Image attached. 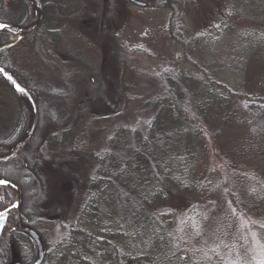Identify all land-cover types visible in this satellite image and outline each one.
Wrapping results in <instances>:
<instances>
[{"label": "rangeland", "instance_id": "obj_1", "mask_svg": "<svg viewBox=\"0 0 264 264\" xmlns=\"http://www.w3.org/2000/svg\"><path fill=\"white\" fill-rule=\"evenodd\" d=\"M22 1L12 0L0 22L23 25L29 9ZM43 1L49 8L42 26L2 51L0 65L39 91L40 129L27 156L39 184L34 215L48 221L44 232L54 244L63 238L59 221L80 220L91 200L97 158L115 132L148 126L154 113L145 103L160 91L163 74L191 68L167 31L171 11L157 0ZM256 3L179 1L193 59L244 97L213 107L201 102L223 108L218 118H204L207 148L192 173L195 184L202 176L209 181V203L194 210L172 197L177 218L164 236L136 246L128 232L119 243L126 252H149L158 236L191 250L199 264H264V15ZM25 120L23 103L1 82L0 141H14Z\"/></svg>", "mask_w": 264, "mask_h": 264}, {"label": "trees", "instance_id": "obj_2", "mask_svg": "<svg viewBox=\"0 0 264 264\" xmlns=\"http://www.w3.org/2000/svg\"><path fill=\"white\" fill-rule=\"evenodd\" d=\"M179 1L157 0V4L171 11L167 31L181 47L183 60L191 70L163 74L160 91L156 90L145 103L144 109L154 113L148 126L120 128L115 132L108 151L97 158L98 167L88 187L92 198L81 208L80 220L59 221L57 227L63 237L59 243L53 244L44 232L48 221L34 215L39 184L30 156L26 152L10 163L0 164V178L16 183L23 191L22 224L40 241L30 233L16 230L10 234L7 230L0 241V264H10L15 254L25 264H34L41 255L42 264H199L191 250L171 241L162 244L158 236H164L166 228L177 218V211L169 206L172 197L180 198L194 210L211 200L209 181L200 176V185L195 184L192 173L207 148L204 118H208L207 114L218 118L223 108H204L201 102L206 100L213 107L244 96L193 59ZM11 2L0 0V13ZM22 2L29 9L23 24L27 25L35 11L28 2ZM44 5L49 8V3ZM255 5L258 14L264 15V0H257ZM16 40L13 34L0 33V49ZM1 82L5 83L0 78ZM27 86L41 107L39 91ZM246 98L258 102L257 98ZM127 110L124 108L118 115ZM24 115L26 120L18 137L14 141H0V153L8 152L7 148L27 129L29 112L25 106ZM230 120L225 117V121ZM35 141L36 137L31 146ZM15 195L12 189L0 188V210L12 206ZM231 201L239 208L234 194ZM128 232L134 234L129 235V245L136 246L158 234L154 249L126 252L119 243L128 237Z\"/></svg>", "mask_w": 264, "mask_h": 264}, {"label": "water", "instance_id": "obj_3", "mask_svg": "<svg viewBox=\"0 0 264 264\" xmlns=\"http://www.w3.org/2000/svg\"><path fill=\"white\" fill-rule=\"evenodd\" d=\"M24 1L28 2L34 8L35 17L33 21L26 26L0 22V33L2 32L10 33L19 37L14 44L1 48L0 52L4 51L7 48L17 45L22 40L33 35L35 32L39 30V28L43 24L45 17V7L42 0H24ZM133 2L138 6H145V4L142 2L139 1H133ZM0 70H2L0 71V78L4 80L11 87V89L15 92L17 97L25 105L30 115L29 126L26 132L24 133V135L22 136V138L10 148L7 154L0 155V164H6L22 156L23 152L33 142L40 125V110L37 100L35 99L32 91L29 88H27V86L24 85L22 82H20L12 71L1 66H0ZM0 180L7 181L6 184H0V188L12 189L17 192V198L13 206H11L10 208L4 211L0 210V213H3V216L0 217V241L3 238L6 229L8 228V223L12 215H15L16 218L19 220L18 230L30 233L36 240H38L37 235L33 231H30L27 228H25L21 223V213L24 204V195L22 189L14 182L8 181L3 178H0ZM38 242L40 241L38 240ZM42 262H43V255H41L40 258L34 264H42ZM11 264H25V263H23L21 258L17 254H15Z\"/></svg>", "mask_w": 264, "mask_h": 264}, {"label": "flooded vegetation", "instance_id": "obj_4", "mask_svg": "<svg viewBox=\"0 0 264 264\" xmlns=\"http://www.w3.org/2000/svg\"><path fill=\"white\" fill-rule=\"evenodd\" d=\"M25 132H26V130H25ZM24 132V133H25ZM24 133L20 136V138L17 140V142L22 138V136L24 135ZM16 142V143H17ZM9 148H11V147H9ZM9 148H7L8 150L7 151H9ZM28 151V149L26 150V151H24V153H23V155L22 156H24V154L26 153ZM7 152H5V153H0L1 155L2 154H6ZM21 156V157H22ZM27 164V163H26ZM14 220H17V223H14ZM18 224H19V221H18V219H16V218H14V217H11V219H10V225H11V231H14L16 228H17V226H18Z\"/></svg>", "mask_w": 264, "mask_h": 264}, {"label": "snow or ice", "instance_id": "obj_5", "mask_svg": "<svg viewBox=\"0 0 264 264\" xmlns=\"http://www.w3.org/2000/svg\"><path fill=\"white\" fill-rule=\"evenodd\" d=\"M0 71H2V70H0ZM21 90H23V89H21ZM7 183V181H5V180H0V184H6ZM3 216V213H0V217H2Z\"/></svg>", "mask_w": 264, "mask_h": 264}]
</instances>
